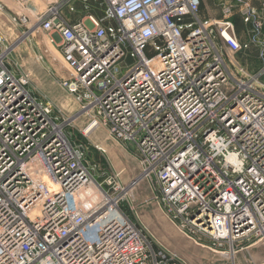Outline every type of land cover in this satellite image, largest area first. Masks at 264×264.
<instances>
[{
	"label": "built area",
	"instance_id": "built-area-1",
	"mask_svg": "<svg viewBox=\"0 0 264 264\" xmlns=\"http://www.w3.org/2000/svg\"><path fill=\"white\" fill-rule=\"evenodd\" d=\"M28 2L0 0L20 29L13 43L0 33V264H186L123 208L136 216L128 198L141 181L198 246L227 245L221 252L234 255L243 242L263 241L264 17L256 7L223 0L222 17L211 19L200 16L201 0ZM234 7L251 26L247 41ZM38 32L35 59L92 118L89 127L102 123L137 161L127 184L123 168L90 158L72 120L18 69L15 45ZM252 56L255 66L241 60Z\"/></svg>",
	"mask_w": 264,
	"mask_h": 264
},
{
	"label": "rangeland",
	"instance_id": "rangeland-1",
	"mask_svg": "<svg viewBox=\"0 0 264 264\" xmlns=\"http://www.w3.org/2000/svg\"><path fill=\"white\" fill-rule=\"evenodd\" d=\"M28 3L37 8L43 7L42 0H29ZM9 27L14 34L9 35L6 33V28ZM0 33L6 37L8 42L16 38V34H20V29L12 26L9 21V14L5 12L3 14L0 13ZM41 39L42 35L38 32L34 35L33 40L23 41L18 49L14 50L12 57L18 62V69L29 73L31 86L36 93L44 96L61 116L72 120L68 129L71 131L73 138L86 145V151H88L90 158L99 162L101 167L110 163L116 170L123 168L121 180L124 184H127L139 174L137 161L132 155L108 138L107 128L102 123L90 127L86 126L92 118L86 113L80 112L81 105L59 85L58 78L48 70L49 64L38 62L35 59L36 48L34 42L37 43ZM52 66L53 69H58L56 65ZM59 71L65 76L68 75L67 69L63 68ZM87 127L88 130L86 132ZM95 144L106 148L107 153L104 156L98 154L93 147ZM130 149L133 150L132 147ZM128 202L137 213L136 216L131 213L127 208L128 204L125 203L123 208L130 218L144 226L158 243L178 254L186 264H257L264 260V239L250 246L248 245L256 241V239L251 240L252 242L239 244L235 247L238 252L234 255L225 252L223 254L218 253L227 251V245L223 248L211 246V249L218 252L196 245L192 240L180 234L164 217L156 203L151 188L145 181L135 185L130 192ZM155 240L150 238L151 243H155Z\"/></svg>",
	"mask_w": 264,
	"mask_h": 264
},
{
	"label": "crops",
	"instance_id": "crops-1",
	"mask_svg": "<svg viewBox=\"0 0 264 264\" xmlns=\"http://www.w3.org/2000/svg\"><path fill=\"white\" fill-rule=\"evenodd\" d=\"M223 0H201L199 14L202 18L219 19L222 17L221 4ZM250 4L256 7L260 16L264 17V10L259 7L258 0H249ZM232 20L235 25V29L240 41H247L251 33V26L244 24L239 13L238 7L233 8ZM250 54L256 55L255 50L252 48ZM244 64H249V66H255V59L247 58L246 61L241 59ZM257 66V65H256Z\"/></svg>",
	"mask_w": 264,
	"mask_h": 264
},
{
	"label": "water",
	"instance_id": "water-1",
	"mask_svg": "<svg viewBox=\"0 0 264 264\" xmlns=\"http://www.w3.org/2000/svg\"><path fill=\"white\" fill-rule=\"evenodd\" d=\"M6 33H8L9 35H11L12 33L14 34L13 30L9 27V28H6ZM19 35L16 34V38H14L10 43H13V42H16V40L18 39ZM23 43V41H20V42H17V44L15 45L14 47V50H17L18 47ZM91 124V120L88 122V124L86 126L89 127V125ZM88 127L86 128V132L88 130ZM210 130V128L206 129L205 130V133H207L208 131ZM197 210L192 214V216L196 215L197 214Z\"/></svg>",
	"mask_w": 264,
	"mask_h": 264
},
{
	"label": "bare ground",
	"instance_id": "bare-ground-1",
	"mask_svg": "<svg viewBox=\"0 0 264 264\" xmlns=\"http://www.w3.org/2000/svg\"><path fill=\"white\" fill-rule=\"evenodd\" d=\"M74 115V114H73ZM97 125V124H96ZM99 125V124H98ZM93 126H95V125H93ZM251 245H253V244H251ZM211 250H213V252H218V251H216V250H214V249H211ZM219 254L221 253V254H223V252H218Z\"/></svg>",
	"mask_w": 264,
	"mask_h": 264
}]
</instances>
